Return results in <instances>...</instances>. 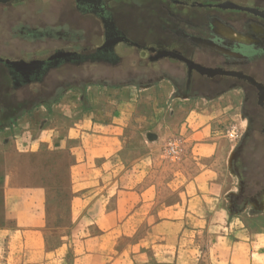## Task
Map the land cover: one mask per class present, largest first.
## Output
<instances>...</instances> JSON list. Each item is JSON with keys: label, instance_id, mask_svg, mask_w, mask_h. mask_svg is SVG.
<instances>
[{"label": "crops", "instance_id": "crops-1", "mask_svg": "<svg viewBox=\"0 0 264 264\" xmlns=\"http://www.w3.org/2000/svg\"><path fill=\"white\" fill-rule=\"evenodd\" d=\"M134 86L95 89L86 101L68 88L0 123V230L23 263L60 249L63 256L62 245L47 250L45 238L66 230L73 264H198L189 237L220 227L224 233L204 253L212 264H264V199L255 203L261 212L228 218L217 172L186 167L175 178L160 159L168 130L142 93L158 84ZM121 239L129 241L118 247Z\"/></svg>", "mask_w": 264, "mask_h": 264}, {"label": "rangeland", "instance_id": "rangeland-1", "mask_svg": "<svg viewBox=\"0 0 264 264\" xmlns=\"http://www.w3.org/2000/svg\"><path fill=\"white\" fill-rule=\"evenodd\" d=\"M185 1L190 5L194 1L197 4H207L223 0ZM236 1L244 3L254 0ZM105 2L116 24L124 28L132 40L147 41L145 44L152 45L154 43L152 37L157 36L155 37L157 40L160 36L169 40L166 35L170 36V32H173V42H168L165 46L177 45L183 51L181 52L183 55L190 53L189 49L179 43L185 37L184 34L201 35L206 28L213 29L216 25L215 20L210 16L205 18L201 16L208 13L219 14H215V10L208 7L189 8L171 0H105ZM223 10L225 9H222V12ZM228 21L237 22L231 17ZM99 22L98 18L79 11L75 0H13L0 3V112L4 108L13 110L16 118L41 103H52L68 88H73L76 93L80 91V95L86 101L87 97H91L93 90L108 91L107 88L128 83V80L135 85L132 91L138 90L140 86L158 84L142 93L147 96V102H152L159 108L154 118L160 120L168 130L159 139L161 145L159 148L163 147L166 154L165 157H160L162 165L173 167L177 172L175 178L179 181L182 178L181 171L186 167L191 169V174L202 168L217 172L218 174L213 177L219 187L218 198L221 206L226 209L228 218L241 219L240 216L245 217L248 213L261 212V208L255 204L244 201L253 197L259 198L258 202L263 201L264 194L256 196L262 191L264 172L259 174L245 172L242 164L251 156H255L260 158V164L264 166V145L261 143L256 153L251 154L253 152L251 144L247 141L244 144V151H240L237 157L234 156L247 127V120L242 113L243 94L240 90H230L213 97L183 96L176 92L173 83L168 79L169 76H175L180 84L183 83L186 69L180 60L166 56L152 62L147 50L123 44L115 48L122 58L119 64L108 66L99 62L79 63L72 68L51 70L41 82L33 81L21 87L13 85L3 61L46 58L60 46L70 47L76 38L80 42V48L84 45L95 46L102 41V25H99ZM62 23L69 25H58ZM195 42L208 44L201 40ZM196 48L197 57H204L203 46ZM74 75L78 78L83 77L88 82L70 86L69 82ZM60 83L65 84L60 89L56 88ZM191 112L192 117H189ZM175 139L182 147L179 157L170 156L165 147L169 140ZM194 143L197 145L194 146ZM192 149L193 153L190 152ZM185 175L189 176L187 173ZM205 177V180L209 181L210 177ZM157 178L158 181H164L165 175H159ZM255 179L263 184L255 185ZM241 186L246 188L243 194L240 192ZM234 193H238L237 196ZM65 224L67 223L63 222V225ZM224 231L220 227L216 229L207 227L203 231L193 232L189 237L188 240L192 241L189 247L191 254L196 255V258L200 257L198 264H212L210 252L206 255L204 253L215 241V235L220 236ZM69 233L63 230L60 237L58 235L45 238V248L52 250L62 245L63 256L60 249L54 258L30 264H73L75 245ZM128 241L129 239L119 240L118 247ZM15 244L5 230H0V264H24L21 255L13 248L16 247Z\"/></svg>", "mask_w": 264, "mask_h": 264}, {"label": "flooded vegetation", "instance_id": "flooded-vegetation-1", "mask_svg": "<svg viewBox=\"0 0 264 264\" xmlns=\"http://www.w3.org/2000/svg\"><path fill=\"white\" fill-rule=\"evenodd\" d=\"M171 1L182 6L187 5L189 8L208 7L215 10V14L219 13L216 15L208 13L201 16V18L210 16L215 20L216 25L213 29L206 28V31L204 30L201 35L184 34L185 37L179 43L190 50L188 55H183L181 53L183 51L177 45L165 46L168 45V42H173V32H170V36L166 35L169 40L160 36L157 40L155 38L157 36L152 37L154 42L152 45L145 44L147 41H134L127 35L124 28L116 24L111 11L106 8L105 0H84L81 2L75 0V5L79 11L100 20L98 24L102 25V41L95 46L88 47L84 45L80 48V42L76 38L70 47L60 46L46 58L25 60L26 62L39 61L26 69L18 68V66L12 67L3 61L7 69V75L13 85L21 87L33 81L41 82L51 70L58 71L63 67L72 68L79 63L99 62L113 66L122 62L121 56L115 50L116 46L120 44L137 46L142 50H147L150 53L149 59L152 62L161 59L156 55L157 50L175 51L188 59L189 62L178 59L185 65L186 69L182 84L175 76H169L168 78L178 94L186 97L191 95L213 97L230 90H240L242 92V113L247 120V127L234 156L237 157L240 151H244V144L247 141L251 144V151H253L251 154L256 153L261 143L264 145V0L246 1L244 3L236 0H223L217 3L207 2V4H197L194 1L190 5L185 0ZM225 1H231L252 10L221 6L220 4ZM222 9L225 10L222 12ZM230 17L237 22H229ZM58 25L69 24L62 23ZM227 31H230V33H227ZM195 40H201L204 41L203 43L208 44H199ZM179 43L177 42V44ZM196 46H203V51L206 52H202L205 55L204 57H197L195 53ZM149 48L154 50L149 51ZM170 59H173V57H170ZM196 64L205 70H199ZM82 82L88 81L83 77L78 78L74 75L69 85L77 86ZM129 82L131 80H128ZM64 84L60 83L56 88L60 89ZM259 160L260 158L251 156L242 164V169L245 172L256 174L264 172V166L260 164ZM254 181L255 185L263 184L256 179ZM245 189V186L240 187L241 194L244 193ZM261 189L262 191L256 197L264 194V185ZM237 194L234 193L236 196ZM258 199L253 197L249 200L246 199L244 203L249 201L255 204Z\"/></svg>", "mask_w": 264, "mask_h": 264}, {"label": "water", "instance_id": "water-1", "mask_svg": "<svg viewBox=\"0 0 264 264\" xmlns=\"http://www.w3.org/2000/svg\"><path fill=\"white\" fill-rule=\"evenodd\" d=\"M10 1H13V0H0V3H7V2H10ZM76 1L81 2V1H84V0H76ZM220 5L223 6V7H231V8H237V9H243V10H252L251 8L239 6V5H237V4H235V3L231 2V1H225L224 3H221ZM148 50L149 51H153L154 49L149 48ZM156 55H157V57L170 56V57H174V58H177V59H180V60H183V61L189 63L188 59H186L184 56H182L180 54H177L175 51L157 50ZM4 62L7 65H11L12 67L13 66H18V68H22V69L25 68L26 69L27 67H31V65H33V63L39 62V61L38 60H32L30 62H26L25 60H5ZM196 67L199 70H201V71L205 70V69L201 68L197 64H196ZM224 73H228V72H224Z\"/></svg>", "mask_w": 264, "mask_h": 264}, {"label": "built area", "instance_id": "built-area-1", "mask_svg": "<svg viewBox=\"0 0 264 264\" xmlns=\"http://www.w3.org/2000/svg\"><path fill=\"white\" fill-rule=\"evenodd\" d=\"M166 151L170 156L179 157L181 155L182 147L178 143V140H169L166 143Z\"/></svg>", "mask_w": 264, "mask_h": 264}, {"label": "trees", "instance_id": "trees-1", "mask_svg": "<svg viewBox=\"0 0 264 264\" xmlns=\"http://www.w3.org/2000/svg\"><path fill=\"white\" fill-rule=\"evenodd\" d=\"M56 99V98H55ZM13 110L4 108L3 111L0 112V123L5 121H11L15 118V114L12 113Z\"/></svg>", "mask_w": 264, "mask_h": 264}]
</instances>
